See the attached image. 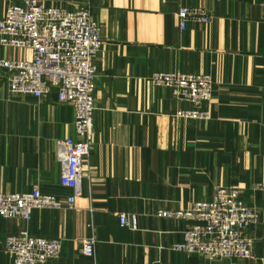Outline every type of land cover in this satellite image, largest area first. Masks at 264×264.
Wrapping results in <instances>:
<instances>
[{"label":"crops","instance_id":"obj_1","mask_svg":"<svg viewBox=\"0 0 264 264\" xmlns=\"http://www.w3.org/2000/svg\"><path fill=\"white\" fill-rule=\"evenodd\" d=\"M20 0H0V16ZM65 10L90 7L102 46L95 59L96 111L85 177L74 208H42L30 220L0 215V264H10L7 235L28 230L61 238V256L47 264H264V5L262 0H40ZM205 8L208 24L181 30V7ZM31 51L0 44V58ZM210 74L207 120L179 110L192 105L154 84L155 72ZM77 137L74 110L57 92L40 100L10 92L0 71V192L65 198L56 139ZM240 192L260 212L250 228L248 259L211 260L175 251L188 223L157 216L218 188ZM126 212L133 226H122ZM93 236L95 255L80 252Z\"/></svg>","mask_w":264,"mask_h":264},{"label":"built area","instance_id":"obj_2","mask_svg":"<svg viewBox=\"0 0 264 264\" xmlns=\"http://www.w3.org/2000/svg\"><path fill=\"white\" fill-rule=\"evenodd\" d=\"M264 5V0H262ZM179 27L190 22L208 24L212 15L205 8L181 7L177 12ZM0 44L31 51L25 59L0 58V71L10 92L42 99L57 92L59 101L72 105L77 137L56 139V156L61 165V185L70 190L65 197L46 194L38 186L27 192H0V215L30 220L35 209L64 206L72 209L76 190L84 179V162L88 158L94 132L96 111L95 59L102 46L100 28L90 7L65 10L45 6L40 0H20L9 5L0 16ZM151 81L167 87L173 96L188 101L192 108L179 110L188 119L207 120L210 113L202 106L213 97L214 81L210 74L155 72ZM264 189V183L260 185ZM122 226L133 222L126 212L119 213ZM157 216L188 223L181 240L173 249L211 260L248 259L254 254L250 228L259 221L260 212L246 203L236 189L218 188L211 200H196L177 210L160 209ZM93 236L80 240V252L95 255ZM61 238H49L21 230L9 234L5 251L10 264H47L61 256Z\"/></svg>","mask_w":264,"mask_h":264}]
</instances>
